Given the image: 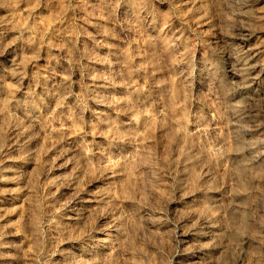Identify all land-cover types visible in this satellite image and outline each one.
I'll list each match as a JSON object with an SVG mask.
<instances>
[{
  "label": "rangeland",
  "instance_id": "obj_1",
  "mask_svg": "<svg viewBox=\"0 0 264 264\" xmlns=\"http://www.w3.org/2000/svg\"><path fill=\"white\" fill-rule=\"evenodd\" d=\"M241 1L0 0V264H239L202 218L264 242V167L234 169L222 105V42L264 44V0Z\"/></svg>",
  "mask_w": 264,
  "mask_h": 264
},
{
  "label": "bare ground",
  "instance_id": "obj_2",
  "mask_svg": "<svg viewBox=\"0 0 264 264\" xmlns=\"http://www.w3.org/2000/svg\"><path fill=\"white\" fill-rule=\"evenodd\" d=\"M225 1V0H224ZM241 1V0H240ZM228 2V1H226ZM230 2V1H229ZM228 2V4H229ZM233 2V0H232ZM242 2V1H241ZM230 4H232L230 2ZM240 4V3H239ZM243 4V3H242ZM240 4V5H242ZM223 5V4H222ZM225 7V6H224ZM246 7V6H245ZM232 8V6L230 7ZM237 8V7H236ZM229 9V8H228ZM233 11V9H231ZM236 10V9H235ZM255 10V9H253ZM229 11V12H232ZM239 10L237 9V12ZM241 12V10H240ZM243 13V12H242ZM242 13L240 14V17L242 16ZM254 13V11H253ZM233 14V12H232ZM244 14V13H243ZM236 16V14H235ZM237 17V16H236ZM238 19H241V18ZM244 17V15H243ZM250 17V16H249ZM248 17V18H249ZM252 18H254L255 22L256 21H261L264 19V11L260 12V10L252 15ZM237 19V20H238ZM245 21V17L243 18ZM250 19V18H249ZM248 19V20H249ZM253 20V19H252ZM242 21V19H241ZM251 21V20H250ZM264 21V20H263ZM249 22V21H248ZM247 22V23H248ZM252 22V21H251ZM241 24H245L243 21L241 22ZM247 28V27H246ZM250 29V27H248ZM247 28V29H248ZM248 29V30H249ZM242 30V28H241ZM215 31V30H214ZM253 31V29H252ZM252 31L250 30V32L252 33ZM248 32V31H247ZM246 32V33H247ZM250 33V34H251ZM255 33V32H254ZM245 34V32H244ZM248 34V33H247ZM249 34V35H250ZM242 36V34H240ZM221 36V35H220ZM247 36V35H245ZM251 36V35H250ZM217 37V36H216ZM229 36H227L228 38ZM249 37V36H248ZM234 38V36H233ZM232 38V39H233ZM237 38V37H236ZM239 38V37H238ZM255 38V37H254ZM257 38V37H256ZM230 39V38H228ZM220 40V39H219ZM223 40V38H222ZM220 40V41H222ZM227 40V39H226ZM215 41V39H214ZM255 41V40H254ZM257 41V40H256ZM235 42V41H234ZM222 56L225 58L223 59L222 57L220 58V56L218 58L223 59V68H224V72L226 74V78L228 79V83H229V89L232 90V92L229 91V93L225 96V105L224 103L222 104L223 107H227V109H224L226 111H229L231 113H229V116H226L227 121H226V126H227V131L228 133H230L232 135V144L234 145V152L233 155L230 156V158L233 159V163L234 165V169L237 170V172L239 173V175H241V173L245 170H254L256 173H258L260 171V168L264 167V151L259 153L256 150L258 149V147H262L260 144V146H255L254 143L257 142V140H255L256 142H253V134L252 131H250L249 125H253V122L251 121L252 119H254L256 113L260 110L264 109V59L261 60L264 57V44L263 47L260 44H257V42H252L250 43L249 40L244 39L242 37V39H240L239 43H232L231 40L230 42L228 41H223L222 42ZM214 45V44H213ZM215 46V45H214ZM219 47V46H218ZM221 47V46H220ZM219 47V48H220ZM219 50V49H218ZM219 54V53H218ZM217 55V54H216ZM222 62V60H221ZM226 80V79H225ZM226 94V93H225ZM221 97V96H220ZM224 101V100H223ZM220 102V101H219ZM222 103V102H221ZM259 103V106L258 104ZM259 114V113H258ZM259 116V115H258ZM257 116V117H258ZM257 119V118H256ZM259 119V117H258ZM255 122V121H254ZM257 122V121H256ZM252 123V124H250ZM258 123H256L257 125ZM261 124V123H260ZM263 124V123H262ZM255 126H250V128L252 127H256ZM264 126V124H263ZM260 127V126H259ZM262 128V126L260 127ZM211 129V128H210ZM213 129V127H212ZM254 129V128H253ZM198 130V129H197ZM215 130V129H214ZM256 130V129H254ZM262 130V129H261ZM260 130V131H261ZM264 130V129H263ZM200 131V130H199ZM209 131V130H207ZM211 131V130H210ZM202 132V131H201ZM200 132V133H201ZM205 132H202V134ZM254 132V131H253ZM258 132V131H257ZM215 133V132H214ZM264 133V132H262ZM261 132L258 134H262ZM201 134V135H202ZM207 134V133H206ZM213 134V133H211ZM255 135L257 133H254ZM208 135V134H207ZM254 135V136H255ZM209 136V135H208ZM263 136V134H262ZM206 137V136H205ZM257 137V135L255 136ZM216 138V137H215ZM214 138V139H215ZM212 136H211V140H212ZM257 139V138H256ZM260 139V138H259ZM258 139V140H259ZM262 139V137H261ZM226 140V139H225ZM225 142V141H224ZM222 141V138L220 140L216 139L215 143H214V147L218 148L219 146H224L222 145V143H224ZM227 143V142H226ZM231 144V145H232ZM226 145V144H225ZM264 145V144H263ZM257 147V149H256ZM216 148V149H217ZM215 149V150H216ZM224 149V148H222ZM221 149V150H222ZM263 149V148H262ZM219 150V149H218ZM231 151V150H230ZM260 151V149L258 150ZM219 152V151H218ZM223 153V152H222ZM230 154L232 152H229ZM220 154V152H219ZM189 156V155H188ZM227 156V154H226ZM225 156V157H226ZM181 157V156H180ZM221 157V155H220ZM223 157V156H222ZM185 158V157H184ZM230 160V159H228ZM180 161V160H179ZM188 161V160H187ZM181 163V162H180ZM183 164V163H182ZM186 165V164H185ZM184 166V165H183ZM231 168V166H230ZM229 169V168H228ZM234 170V171H235ZM263 171V169H261ZM261 171V172H262ZM229 173V172H228ZM226 173V174H228ZM232 173V172H231ZM230 173V175H231ZM233 174V173H232ZM263 174V173H261ZM229 175V176H230ZM260 175V174H259ZM231 177V176H230ZM242 177V175H241ZM233 178V177H232ZM260 177H258L259 179ZM231 179V178H230ZM236 179V177H235ZM262 180V181H261ZM260 182H261V186L264 187V175L261 178ZM237 181V180H235ZM258 181V180H257ZM241 183V182H240ZM255 183V182H254ZM257 185V183H255ZM254 185L253 183H251L250 186ZM258 187V185H257ZM260 188V187H259ZM230 189V188H229ZM252 189V188H251ZM227 190V189H226ZM261 190V189H260ZM228 191V190H227ZM262 193H264V190H261ZM240 192V190H239ZM211 193V192H210ZM228 193V192H227ZM252 193V192H251ZM254 193V192H253ZM213 194V193H211ZM259 194V193H258ZM215 195H216V191H215ZM217 195H219L217 193ZM225 195V194H224ZM260 195V194H259ZM258 195V196H259ZM262 195V194H261ZM260 195V198H262ZM264 195V194H263ZM208 196V195H207ZM230 196V195H228ZM257 196V195H256ZM257 196V199H258ZM253 197V196H252ZM195 198V197H194ZM210 198V196H209ZM212 198V197H211ZM232 198V197H231ZM254 198V197H253ZM264 198V197H263ZM198 200V199H197ZM221 200V198H220ZM232 200V199H231ZM261 200V199H260ZM222 201V200H221ZM196 202V201H195ZM194 202V203H195ZM217 202V201H216ZM260 203V201H258ZM198 203V202H196ZM200 203V201H199ZM222 203V202H221ZM226 203V202H225ZM224 203V205H225ZM193 204V203H192ZM216 204V203H215ZM219 204V203H218ZM213 205V204H212ZM222 205V204H221ZM255 205V204H254ZM258 205V204H257ZM203 207V206H202ZM248 207V205L246 206ZM245 207V205L241 202L240 198H236L234 199L232 202L227 203V205H225V207L221 208V212L223 213V216L226 218L227 223L232 224L234 221H238L240 222L241 226H244V224H246V222L248 221L246 215L247 214V208ZM255 207V206H254ZM253 207V208H254ZM193 208V207H192ZM191 208V210H192ZM220 208V207H219ZM251 208V207H250ZM256 208V207H255ZM260 208V207H259ZM198 209V208H197ZM252 210V208H251ZM256 211L258 210V208L255 209ZM205 212V211H204ZM220 212V213H221ZM251 212V211H250ZM194 213V212H193ZM203 214V212H201ZM195 214V213H194ZM190 215V214H189ZM192 215V213H191ZM190 215V217H191ZM197 215V214H196ZM195 215V216H196ZM206 215V214H203ZM202 215V216H203ZM219 215V214H218ZM251 215V214H250ZM220 216V215H219ZM252 217V215H251ZM193 218V216H192ZM200 218H202L200 216ZM207 218V217H206ZM196 219V218H195ZM210 219V218H209ZM216 219V217H215ZM224 219V218H223ZM199 220V219H198ZM201 220V219H200ZM212 220V219H211ZM208 221V220H207ZM250 221V220H249ZM248 221V222H249ZM197 222V221H195ZM211 222V221H210ZM209 222V224H210ZM218 222V221H216ZM219 223V222H218ZM225 223V222H224ZM223 223V226H224ZM251 223V222H250ZM255 223V222H254ZM201 226L199 227L201 229V232L203 229L208 230V232H210V244L207 245V247L203 248L205 252V254H207L208 256H211V258H213V256H218V258L220 260H226L228 252H231V254H235L234 252H236V256H237V263L239 264H264V242L263 241H251L249 239H247L246 241L241 242H237V244L233 247H229V244L227 241V236L225 231L227 232V230H223L222 227H217L215 228L214 225L213 227L209 226L208 222L203 221L202 218V222L200 221ZM220 225V224H219ZM249 225V224H248ZM195 226V225H194ZM222 226V225H221ZM191 227V226H190ZM232 227V226H231ZM249 227V226H248ZM188 228V227H187ZM225 228V227H224ZM237 228V227H236ZM235 228V229H236ZM193 229V228H192ZM190 229V230H192ZM234 229V228H233ZM240 229V228H239ZM194 230V229H193ZM192 230V231H193ZM203 230V232L205 231ZM191 231H189L190 233ZM202 232V234H203ZM240 233V232H239ZM194 234V233H192ZM198 234V233H197ZM208 234V233H207ZM263 234V231H262ZM201 235V234H200ZM206 235V234H204ZM182 236V235H181ZM189 236V234L187 235ZM185 236V237H187ZM193 236V235H192ZM191 236V237H192ZM183 237V236H182ZM190 237V238H191ZM202 237V236H201ZM209 237V236H208ZM258 237V236H257ZM264 237V236H263ZM262 237V238H263ZM189 238V237H188ZM199 238V235H198ZM252 238V237H251ZM260 238V237H259ZM196 239V238H195ZM204 239V238H203ZM208 239V238H207ZM254 239V238H253ZM252 239V240H253ZM257 238L255 237V240ZM194 240V239H193ZM198 240V239H196ZM206 240V239H204ZM208 240V241H209ZM260 240V239H259ZM187 241V240H186ZM190 241V240H189ZM192 241V240H191ZM190 241V242H191ZM195 241V240H194ZM199 242V241H198ZM201 242V239H200ZM193 243V242H192ZM206 243V242H205ZM189 244V243H188ZM196 244V242H195ZM200 244V243H199ZM208 244V242H207ZM198 245V244H197ZM201 245V244H200ZM195 246V245H194ZM199 246V245H198ZM202 246V245H201ZM197 247V246H195ZM200 248V247H199ZM195 249V248H194ZM198 249V248H197ZM196 249V250H197ZM198 251V250H197ZM202 252V251H201ZM203 254V253H202ZM195 255V254H194ZM201 255V254H200ZM199 255V257H200ZM230 255V254H229ZM196 256V255H195ZM189 257V256H188ZM194 257V256H193ZM197 257V256H196ZM185 258V257H183ZM191 258V257H190ZM207 259V257H205ZM230 258V256H229ZM234 258V257H233ZM192 259V258H191ZM190 260V259H189ZM195 260V259H194ZM209 260V259H208ZM214 260V259H213ZM212 260V261H213ZM216 260V258H215ZM214 260V263L216 262ZM199 261V260H198ZM206 261V260H205ZM204 261V262H205ZM211 261V262H212ZM183 262V261H182ZM185 262V261H184ZM187 262V261H186ZM191 262V261H190ZM203 262V260H202ZM201 262V263H202ZM210 262V261H209ZM210 262V263H211ZM189 263V261H188ZM193 263V262H192ZM195 264L197 262H194ZM234 263V261H233ZM185 264V263H184ZM191 264V263H190ZM212 264V263H211ZM220 264V263H218Z\"/></svg>",
  "mask_w": 264,
  "mask_h": 264
}]
</instances>
